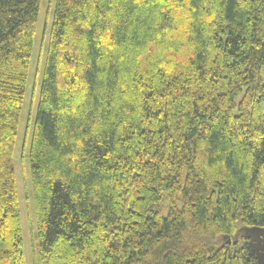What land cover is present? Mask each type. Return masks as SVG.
<instances>
[{"label": "trees", "instance_id": "obj_1", "mask_svg": "<svg viewBox=\"0 0 264 264\" xmlns=\"http://www.w3.org/2000/svg\"><path fill=\"white\" fill-rule=\"evenodd\" d=\"M41 3L0 0V264H28L14 157ZM53 22L28 158L41 264H252L264 0H57Z\"/></svg>", "mask_w": 264, "mask_h": 264}, {"label": "rangeland", "instance_id": "obj_2", "mask_svg": "<svg viewBox=\"0 0 264 264\" xmlns=\"http://www.w3.org/2000/svg\"><path fill=\"white\" fill-rule=\"evenodd\" d=\"M57 0H42L40 19L37 28L35 49L32 54L31 72L27 86V94L24 100L22 119L18 134L15 153V171L17 192L21 204L22 224L24 227L25 254L28 264H41L40 249L38 245L35 204L33 202L32 170H30L29 152L32 141L34 122L37 117L41 87L44 76L45 55L49 48L51 30L55 15Z\"/></svg>", "mask_w": 264, "mask_h": 264}, {"label": "water", "instance_id": "obj_3", "mask_svg": "<svg viewBox=\"0 0 264 264\" xmlns=\"http://www.w3.org/2000/svg\"><path fill=\"white\" fill-rule=\"evenodd\" d=\"M244 237L248 240L247 260L253 259L254 264H264V228H244Z\"/></svg>", "mask_w": 264, "mask_h": 264}, {"label": "flooded vegetation", "instance_id": "obj_4", "mask_svg": "<svg viewBox=\"0 0 264 264\" xmlns=\"http://www.w3.org/2000/svg\"><path fill=\"white\" fill-rule=\"evenodd\" d=\"M244 239H245V246H246L248 240H247L246 238H244ZM246 251H247V250H246ZM247 252H248V251H247ZM249 262H252V264L257 263V262H255L253 259H250Z\"/></svg>", "mask_w": 264, "mask_h": 264}]
</instances>
